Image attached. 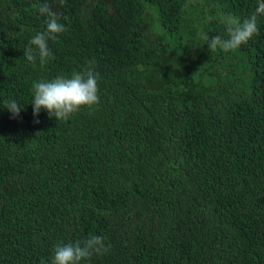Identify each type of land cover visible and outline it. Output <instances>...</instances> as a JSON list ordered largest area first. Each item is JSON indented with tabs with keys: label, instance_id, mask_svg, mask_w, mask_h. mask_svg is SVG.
<instances>
[{
	"label": "trees",
	"instance_id": "1",
	"mask_svg": "<svg viewBox=\"0 0 264 264\" xmlns=\"http://www.w3.org/2000/svg\"><path fill=\"white\" fill-rule=\"evenodd\" d=\"M44 2L67 30L41 67L23 51ZM257 5L0 0V264H51L88 235L110 245L89 264H264V16L235 51L202 39ZM90 60L99 105L34 117L33 82Z\"/></svg>",
	"mask_w": 264,
	"mask_h": 264
},
{
	"label": "clouds",
	"instance_id": "2",
	"mask_svg": "<svg viewBox=\"0 0 264 264\" xmlns=\"http://www.w3.org/2000/svg\"><path fill=\"white\" fill-rule=\"evenodd\" d=\"M191 2L192 0H189V3ZM59 4L63 6L64 0H59ZM187 6L186 4L185 7ZM38 11L46 17V27L27 41L23 56L29 63L38 62L43 67L53 56L49 41H57L67 29L60 22L62 14L53 11L47 2L40 4ZM260 16H264L262 0H258L256 9L243 20L231 13L220 15L218 22L223 26V34H217L209 39L208 33H202V39L210 51L221 50L225 53L235 51L258 34ZM32 89L31 105L34 117L43 109L49 118L67 121L81 109H94L100 102L98 73L95 71V62L91 60L68 76L58 75L51 80L33 82ZM3 108L15 118L19 116L22 106L15 100H7ZM105 239L100 235H88L68 243H58L54 247L51 264H89L93 256L104 255L110 251V245L105 243ZM40 264H45V261L41 259Z\"/></svg>",
	"mask_w": 264,
	"mask_h": 264
}]
</instances>
